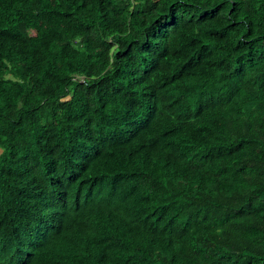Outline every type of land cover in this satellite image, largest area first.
I'll return each mask as SVG.
<instances>
[{
	"label": "trees",
	"instance_id": "obj_1",
	"mask_svg": "<svg viewBox=\"0 0 264 264\" xmlns=\"http://www.w3.org/2000/svg\"><path fill=\"white\" fill-rule=\"evenodd\" d=\"M0 264H264V0H0Z\"/></svg>",
	"mask_w": 264,
	"mask_h": 264
}]
</instances>
